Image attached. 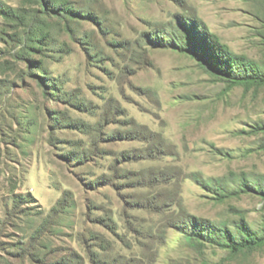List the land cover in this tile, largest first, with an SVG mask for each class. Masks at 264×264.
I'll use <instances>...</instances> for the list:
<instances>
[{"label": "rangeland", "instance_id": "rangeland-1", "mask_svg": "<svg viewBox=\"0 0 264 264\" xmlns=\"http://www.w3.org/2000/svg\"><path fill=\"white\" fill-rule=\"evenodd\" d=\"M180 19L264 72V0H0V264H264V88Z\"/></svg>", "mask_w": 264, "mask_h": 264}, {"label": "trees", "instance_id": "trees-1", "mask_svg": "<svg viewBox=\"0 0 264 264\" xmlns=\"http://www.w3.org/2000/svg\"><path fill=\"white\" fill-rule=\"evenodd\" d=\"M180 23L184 31L176 29L173 38L168 40L170 47L188 52L204 61L211 71L225 78L231 85L242 86L246 89L253 86L264 88V72H260L253 61L233 55L218 42L216 37L208 32L203 23L192 19H180ZM159 39L155 36L154 41H159ZM206 231L207 234L203 237L211 239L214 232L209 231L207 228ZM208 233L210 236H208ZM228 240L234 251L253 248L264 241L263 238L250 235H247L239 243L233 242L230 237Z\"/></svg>", "mask_w": 264, "mask_h": 264}]
</instances>
